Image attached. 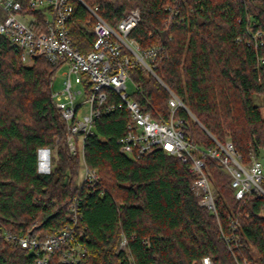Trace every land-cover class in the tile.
<instances>
[{
  "label": "trees",
  "instance_id": "16d2710c",
  "mask_svg": "<svg viewBox=\"0 0 264 264\" xmlns=\"http://www.w3.org/2000/svg\"><path fill=\"white\" fill-rule=\"evenodd\" d=\"M84 1L98 6L100 17L112 26L131 9H140L131 37L144 50L157 49L160 79L139 67L129 73L139 86L131 97L145 111L170 121L174 94L187 108L173 115L184 120L186 139L204 149L216 147L214 139L231 141L246 167L259 158L264 150V0ZM85 19L88 11L75 3L69 28L83 54L95 42L81 26ZM57 71L43 57L25 65L0 36L2 227L45 239L72 222L70 206L80 195L85 264H129L126 252L119 251L123 237L136 264H202L207 256L214 264L264 263V197L252 193L238 200L222 164L207 157L216 215L200 205L195 177L176 156L160 147L140 157L121 153L118 140L131 118L109 90L107 105L116 108L96 120L84 148L85 162L99 181L82 187L81 158L69 151L67 127L52 97ZM45 149L54 152L48 172L40 169ZM233 219L239 222L235 233ZM221 230L237 235L239 246L232 241L231 250ZM60 256L56 252L46 264H64ZM0 264L37 263L29 251L0 239Z\"/></svg>",
  "mask_w": 264,
  "mask_h": 264
},
{
  "label": "built area",
  "instance_id": "2783aa9c",
  "mask_svg": "<svg viewBox=\"0 0 264 264\" xmlns=\"http://www.w3.org/2000/svg\"><path fill=\"white\" fill-rule=\"evenodd\" d=\"M75 3L88 11L89 19H85L81 26L95 37L94 47L84 54L73 44L69 28ZM140 21L139 8L131 9L117 26H112L100 17L98 6L91 7L84 0H0V36L6 38L11 47L20 53L22 62L28 66L36 58L43 57L58 71H62L61 88L55 89V78L53 80L52 97L67 127L69 151L81 158L79 184L89 187L99 181L98 172L91 170L85 162L84 148L88 136L93 133L96 120L116 108L114 104L107 105L106 91L109 90L120 98L131 118L125 134L118 140L121 153L140 157L154 147H160L167 154L176 156L188 164L189 173L195 177L193 188L201 197L200 205L216 215V195L212 175L206 164L207 157L222 164L238 200L252 193L264 197L262 161L253 158L250 166H244L241 155L231 141L221 144L214 139L216 147L204 149L186 139L184 120L173 118L179 107L187 109L176 95L172 94L169 100L172 111L170 121L154 119L138 101L132 99L127 88L132 69L139 67L147 70L160 81L155 72L157 49L144 50L131 37ZM259 34H254L253 39L256 40ZM258 44L256 42V46ZM135 87L139 91V86ZM82 96L84 100L78 103V97ZM81 205L82 197L77 195L70 206L72 222L45 239L14 232L1 225L0 239L29 251L37 264H46L56 252L61 253L60 260L64 264H85L89 255L84 245L87 236L79 225ZM238 227L239 222L233 219L232 232L235 233ZM221 232L231 250L232 241L239 246L237 235L230 237ZM120 250L126 252L129 264H136L129 252L126 237L120 243ZM202 264L214 263L207 256L203 258Z\"/></svg>",
  "mask_w": 264,
  "mask_h": 264
},
{
  "label": "rangeland",
  "instance_id": "374dc122",
  "mask_svg": "<svg viewBox=\"0 0 264 264\" xmlns=\"http://www.w3.org/2000/svg\"><path fill=\"white\" fill-rule=\"evenodd\" d=\"M54 78H55V89L61 88V85H62V71H57L56 75L52 79V82H53ZM127 88H128V93L130 95H132L136 91L135 84H134L133 80L130 79V78L127 81ZM84 98H85L84 96H82V98L78 97L77 102L79 103L80 101L84 100ZM254 99H255V103H257L259 105H262L263 101H262V99L260 97L255 96ZM85 109H86V107H85ZM262 112H263V115H264V108H262ZM53 156H54V152L49 150V149H45V150L41 151V154H40V159H41L40 169L42 170V172H48L51 169V167H52L51 158ZM259 159L264 162V150H262L260 152ZM79 179H80V174L78 176V182H79Z\"/></svg>",
  "mask_w": 264,
  "mask_h": 264
},
{
  "label": "crops",
  "instance_id": "0c3cea01",
  "mask_svg": "<svg viewBox=\"0 0 264 264\" xmlns=\"http://www.w3.org/2000/svg\"><path fill=\"white\" fill-rule=\"evenodd\" d=\"M263 165H264V162L262 161ZM49 169V168H48ZM42 171V170H41Z\"/></svg>",
  "mask_w": 264,
  "mask_h": 264
}]
</instances>
